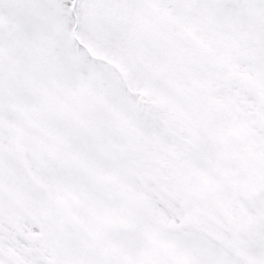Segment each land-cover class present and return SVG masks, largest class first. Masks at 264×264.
I'll return each instance as SVG.
<instances>
[{"label": "snow or ice", "instance_id": "1", "mask_svg": "<svg viewBox=\"0 0 264 264\" xmlns=\"http://www.w3.org/2000/svg\"><path fill=\"white\" fill-rule=\"evenodd\" d=\"M0 264H264V0H0Z\"/></svg>", "mask_w": 264, "mask_h": 264}]
</instances>
